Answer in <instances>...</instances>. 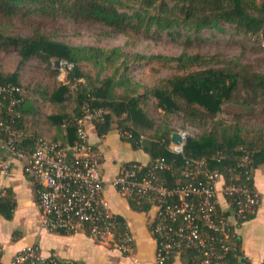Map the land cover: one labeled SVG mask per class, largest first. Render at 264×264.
Masks as SVG:
<instances>
[{"label":"trees","instance_id":"16d2710c","mask_svg":"<svg viewBox=\"0 0 264 264\" xmlns=\"http://www.w3.org/2000/svg\"><path fill=\"white\" fill-rule=\"evenodd\" d=\"M118 0H0V14L13 15L19 5L38 4L47 11H61L73 18L93 19L101 21L109 26H120L125 20V14L116 6ZM158 2L161 13L174 11L179 23L193 28L201 29L218 28L221 22L234 24L240 32L249 35L261 36L264 39V0H142L144 6H151ZM171 3V4H169ZM160 21L157 16H150ZM15 50L19 56L17 68L11 73H5L0 67L1 82L17 84L22 88L20 102L11 104L6 95L0 94V121L10 128L23 129L24 105L28 95L23 91V84L18 80V68L28 58L37 56L47 62L56 58L71 63L66 79L58 82V85L49 93L51 103H58L60 110L57 113L46 116L44 122L54 126L55 134L52 141L64 143L72 141L75 134L76 120L81 116V105L90 94L94 97L92 104L101 106L107 110L101 120L93 122L97 135H103L111 130L112 117L119 118L118 125L114 127L121 138L131 144L134 149H141L148 154L150 161L156 157H163L171 167L164 170L161 175L168 182H172L180 170L183 158L181 154L168 149L172 131L153 134L151 137L140 138L142 129L151 128L153 121L139 106L136 97L123 95L117 96L113 87L116 83L108 77L99 86L87 90L76 82L82 73L79 63L91 61L101 66L119 62L125 64L128 54L118 47L103 48L93 45H70L63 42L50 40L41 33L27 37L20 35H7L0 31V52ZM135 57L151 58L170 61L182 73H174L166 78H160L151 88H145V92L156 99L157 106L165 112H180L181 117L191 123H209L211 127L204 129L199 134H187L183 145V155L186 158H203L211 169H217L224 176L229 177L231 168L243 157L247 158V169L251 175L255 170L264 173V138L259 133L255 138L248 139L241 134L237 124H224L214 118L222 110L224 103L248 104L255 102L260 93L264 95V73L248 71L243 66L218 65L214 63L213 56H205L198 53H180L177 56L155 54ZM53 73V72H51ZM73 89L70 84L75 83ZM241 91L246 93L248 99L243 98ZM239 98H243L239 101ZM36 99V97H35ZM73 99L75 107L67 110L65 101ZM264 111V106H263ZM124 115V116H123ZM67 122V137L64 136L62 123ZM22 131V130H21ZM129 133L130 135H128ZM19 133L16 145H23L25 140L31 142L38 136L28 133L23 136ZM6 138V133H0V142ZM149 161V162H150ZM244 169V168H243ZM240 180H244L241 177ZM254 186V185H253ZM2 200V199H1ZM1 202V201H0ZM131 208L142 210L147 204L137 207L129 201ZM122 220V217H120ZM234 261L237 260L233 258ZM264 263V261H263ZM44 264H61L60 261L52 263L47 260Z\"/></svg>","mask_w":264,"mask_h":264},{"label":"built area","instance_id":"2783aa9c","mask_svg":"<svg viewBox=\"0 0 264 264\" xmlns=\"http://www.w3.org/2000/svg\"><path fill=\"white\" fill-rule=\"evenodd\" d=\"M64 62L61 60L59 66L69 71L72 64ZM68 71L62 68L58 76L66 78ZM21 92L17 84L0 80V94L8 95L11 104L20 102L21 98L15 94ZM93 99L88 94L83 101L71 142L36 137L28 150L16 145L17 130L0 121V133H6L0 147L10 156L25 161L24 171L37 187L41 228L50 232H83L107 248L129 253L134 236L103 195L102 152L89 140V127L107 112L93 105ZM66 127L64 121L62 128L67 137ZM173 132L178 133L180 142L170 140L168 149L181 154L183 161L172 182L161 175L171 164L156 157L148 163H122L110 184L135 206L140 208L146 203L153 208L148 227L155 243L156 264H242L234 257L236 226L256 213L264 197L251 184L247 158L240 159L226 177L211 169L203 158H186L183 145L187 134ZM143 137L141 134L140 138ZM4 194L0 185V201ZM47 260L57 262L55 255L43 257L38 246L32 244L16 252L10 264H44Z\"/></svg>","mask_w":264,"mask_h":264},{"label":"rangeland","instance_id":"374dc122","mask_svg":"<svg viewBox=\"0 0 264 264\" xmlns=\"http://www.w3.org/2000/svg\"><path fill=\"white\" fill-rule=\"evenodd\" d=\"M116 6L125 14V20L120 26L114 27L93 19L73 18L58 10H43L38 4H23L18 6V10L13 15L0 14V31L7 35L27 37L41 33L50 40L70 45L120 48L128 54L124 65L117 62L101 66L91 61H82L79 63L82 73L79 83L85 89L92 90L108 77L112 78L113 82L122 81L114 85L115 95L136 97L139 106L153 121L151 128L141 130L146 138L156 132L165 131L199 134L211 127L213 121L191 123L184 120L180 112L161 110L157 106L156 99L146 93L145 88L153 87L160 78L184 71L177 69L170 61L135 57V55L177 56L180 53H198L213 56L214 63L218 65L232 66L236 63V66H243L248 71L264 73V39L261 36L245 34L238 31L234 24L225 22H221L218 28L196 31L179 23L174 11L161 13L158 2L144 6L142 0H118ZM150 16H158L160 21L151 19ZM18 61L19 56L15 50L0 52V67L3 69L13 70L17 67ZM22 68L23 91L28 96H32V92L40 95L43 88L50 93L57 87L58 82L66 79L58 76L61 69L68 71L63 66L56 67L53 61L47 62L37 56L28 58ZM75 86L74 83L70 84L73 90ZM241 94L246 95L243 91ZM243 98L248 99L246 96ZM243 98H239V101ZM44 103L41 106L44 107L43 114L36 117L40 120L45 119L46 114L58 109L56 104ZM63 104L69 111L75 107L73 99H68ZM263 106L264 95L260 93L253 103H224L222 110L214 119L227 125L237 124L241 134L248 139L255 138L259 133H262L264 138ZM34 120L35 118L32 117L31 121ZM119 120L112 117L111 126L116 127Z\"/></svg>","mask_w":264,"mask_h":264},{"label":"crops","instance_id":"0c3cea01","mask_svg":"<svg viewBox=\"0 0 264 264\" xmlns=\"http://www.w3.org/2000/svg\"><path fill=\"white\" fill-rule=\"evenodd\" d=\"M25 60L18 68V80L23 84ZM5 70V73L13 72ZM42 85H44L42 83ZM49 93L42 92L27 98L24 105L23 129L18 133L25 136L34 133L38 137L52 139L54 126L44 122L46 116L59 112L58 109L46 114L45 119H38L43 114L42 104ZM36 97V99H35ZM49 97V96H48ZM57 108V107H56ZM34 117L35 120L31 121ZM22 130V131H21ZM89 140L102 152L101 172L105 180L103 191L112 211L120 215L134 236V246L129 253H121L91 239L83 232L66 233L47 231L39 225V211L36 203V184L25 173L23 159L10 156L0 147V185L4 196L0 202V251L1 264H10L12 256L25 246L35 244L43 257L55 255L60 262L70 261L77 264H156L154 258L155 243L148 227V221L154 210L149 205L142 210L131 208L128 200L119 194L110 184L119 166L124 162L138 161L148 163L150 158L141 149H134L131 144L121 140L118 131L112 128L103 135H97L93 126L88 129ZM26 137V136H25ZM23 145L31 148L34 141L25 140ZM254 187L264 194V173L255 170ZM237 248L234 257L242 264H262L264 261V197L256 213L236 226Z\"/></svg>","mask_w":264,"mask_h":264},{"label":"water","instance_id":"95a60500","mask_svg":"<svg viewBox=\"0 0 264 264\" xmlns=\"http://www.w3.org/2000/svg\"><path fill=\"white\" fill-rule=\"evenodd\" d=\"M60 62H61V59L60 58H56V59L53 60V63L55 64L56 67H59ZM171 141H173V142H180V138H179V135H178L177 132H173L171 134Z\"/></svg>","mask_w":264,"mask_h":264}]
</instances>
